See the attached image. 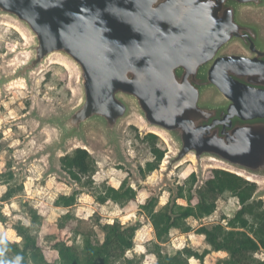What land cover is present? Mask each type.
<instances>
[{"label": "water", "instance_id": "95a60500", "mask_svg": "<svg viewBox=\"0 0 264 264\" xmlns=\"http://www.w3.org/2000/svg\"><path fill=\"white\" fill-rule=\"evenodd\" d=\"M245 9H264V0H0V17L32 39L29 59L0 76V90L29 86L58 57L77 70L80 101L64 116H35L60 133L55 157L99 132L121 158L119 129L135 114L177 148L155 197L168 185L175 203L169 175L189 157L202 185L205 160L256 183L264 179V33ZM233 44L246 54L224 55Z\"/></svg>", "mask_w": 264, "mask_h": 264}, {"label": "rangeland", "instance_id": "374dc122", "mask_svg": "<svg viewBox=\"0 0 264 264\" xmlns=\"http://www.w3.org/2000/svg\"><path fill=\"white\" fill-rule=\"evenodd\" d=\"M243 14L246 19L261 24L264 33V9H245ZM31 45L32 39L24 28L10 19L0 17V76L14 72L27 61L30 54L23 50ZM245 54L246 52L239 44L231 45L224 52V55ZM79 101L77 70L58 57H53L34 72L29 86L25 81L15 82L6 86L3 92L0 90V174L7 171L6 166L10 162L17 180L25 186L24 192L19 197L2 206V212L9 217L12 224L21 221L29 225L27 213L30 209L37 210L44 216L39 242L49 261L56 260L57 254L49 249L45 238L50 240L70 238L69 229L64 231L57 229V222L66 211L54 206L58 196L70 195L74 189V185L60 166V158L64 154L72 153L78 148H85L96 164L97 172L93 177L95 184L107 182L119 188L127 179L138 192L136 202L126 208H120L113 203L102 206L96 204L89 195H80L73 212L79 220L93 226L94 230L101 235L97 226L99 222L106 224L119 220L125 225L140 219L138 207L144 204L152 194L156 195V188L163 182L165 159L174 156L177 152L175 144L160 134L158 146L167 151L165 159L160 169L144 180L141 168L144 169L148 162L154 160L150 143L145 139L150 131L143 129L138 117L131 114L119 129L121 158L107 146L99 132L88 134L85 142L77 140L69 142L65 152L55 157L52 146L58 141L60 133L51 126H41L35 116H64ZM191 159L193 158L189 157L174 167L169 175L173 186L185 185L193 173L197 175L198 184L202 185L196 162ZM218 168L222 167L208 160L203 161V181L212 175V169ZM256 184L259 187L256 198L264 201V179H256ZM6 189L7 187L0 182V198ZM158 193L161 207L173 196V189L165 185ZM178 204L187 205V202L178 200ZM238 209V200L226 194L219 199L214 215L200 222L194 219L188 222L194 228H198L201 224L225 223L223 218L233 217ZM141 219L144 226L136 235L134 251L129 252L127 256L131 258L133 255H144L145 264H155V257L147 252V244L155 240L153 228L144 218ZM0 234L11 242L21 241L14 230L7 229L2 223H0ZM185 247L199 253L209 248L203 236L173 231L171 242L165 246L164 252L174 254ZM226 256L224 253H212L205 259V264H216L219 259H224ZM190 264H198V262L190 260Z\"/></svg>", "mask_w": 264, "mask_h": 264}, {"label": "trees", "instance_id": "16d2710c", "mask_svg": "<svg viewBox=\"0 0 264 264\" xmlns=\"http://www.w3.org/2000/svg\"><path fill=\"white\" fill-rule=\"evenodd\" d=\"M145 139L150 143L154 160L141 168L144 180L160 169L167 153L158 146L159 136L150 133ZM60 166L76 188L72 194L60 195L54 202L55 207L66 211L59 218L57 229L70 230L68 240L45 238L49 249L57 254L54 261L46 258L39 242L40 229L44 225V216L39 211H28L29 225L21 221L12 224L2 212V206L19 197L25 186L17 180L10 162L7 171L0 174V182L7 187L0 198V223L14 230L21 239L20 242H11L0 234V264H145L144 255L127 256L134 251L136 235L144 226L141 218L153 228L155 240L147 244V252L155 257V264H190V260L205 264V259L212 253L227 255L216 264H264V201L255 198L259 187L254 182L222 169H212V175L196 188L198 179L193 173L185 185L178 187V197L173 205L171 196L160 207V198L152 194L138 207V221L125 225L119 220L106 224L99 222L100 235L73 212L80 195H89L102 206L113 203L126 208L136 202L137 190L127 179L119 188L107 182L95 184L96 164L88 150L83 148L61 157ZM226 194L238 200L239 209L233 217L223 218L225 223L201 224L198 228L189 224L190 219L200 222L214 215L219 199ZM178 200L186 201L187 205L178 204ZM173 231L203 236L209 248L199 253L185 247L168 254L164 249L171 242Z\"/></svg>", "mask_w": 264, "mask_h": 264}, {"label": "bare ground", "instance_id": "6f19581e", "mask_svg": "<svg viewBox=\"0 0 264 264\" xmlns=\"http://www.w3.org/2000/svg\"><path fill=\"white\" fill-rule=\"evenodd\" d=\"M66 64V63H65ZM67 66H68V64H66ZM21 87H23L22 85H20ZM19 86V87H20ZM18 87V86H17ZM155 134H157V135H159L160 136V134L161 133H159V132H157V131H155ZM161 135H163V134H161ZM189 160V159H188ZM192 161H194L193 159H191ZM242 175V174H241ZM243 176V175H242ZM248 180H251V181H255L253 178H247ZM163 201V200H162Z\"/></svg>", "mask_w": 264, "mask_h": 264}]
</instances>
